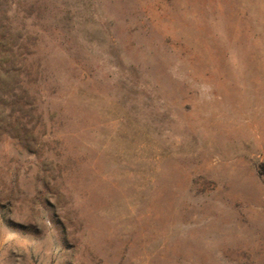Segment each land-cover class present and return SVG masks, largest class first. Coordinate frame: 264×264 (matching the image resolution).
Instances as JSON below:
<instances>
[{
  "label": "rangeland",
  "instance_id": "obj_1",
  "mask_svg": "<svg viewBox=\"0 0 264 264\" xmlns=\"http://www.w3.org/2000/svg\"><path fill=\"white\" fill-rule=\"evenodd\" d=\"M0 264H264V0H0Z\"/></svg>",
  "mask_w": 264,
  "mask_h": 264
}]
</instances>
